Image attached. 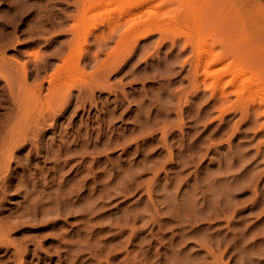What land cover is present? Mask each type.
<instances>
[{"label": "rangeland", "instance_id": "obj_1", "mask_svg": "<svg viewBox=\"0 0 264 264\" xmlns=\"http://www.w3.org/2000/svg\"><path fill=\"white\" fill-rule=\"evenodd\" d=\"M17 1L0 0V11L11 8L14 11ZM25 1L31 5V10H41L43 14L46 9H51L55 12L56 20H61V16L63 19L65 13H79L73 0ZM108 1L91 0L92 7H89L87 17L83 22L86 30L83 37H87L90 45L92 44L89 48L90 54L97 51L94 37L96 34L101 33L107 37L108 44L100 59L121 60L126 58L135 49L137 34L123 35L124 31L129 25L136 23L135 25L139 26L140 22L152 17V19L158 21V24L163 23L168 30L167 35L169 37H172L175 31L191 30L193 34H197L200 30L203 33H209L211 29L210 32L214 33L219 39L220 43H218L217 49L220 51L225 48L222 41L226 40L225 38L229 40L239 59L234 62L231 73L227 76L226 81L222 83L224 86L221 85V87L232 92L230 98L233 102L238 99L237 92L247 86L253 87L258 84L260 88H264V0H136L133 6H131L129 0ZM129 6H131L130 9ZM192 7H194V11ZM30 11L25 13V19L29 20L35 17V12ZM75 21L65 19L63 25L69 26ZM119 22L121 24H118ZM35 27L39 31L30 32L27 23L19 24L16 36L20 41L7 49V55L10 58L24 62L30 58L31 53L41 55L44 52H50L55 45L65 44L72 37L70 33H60L58 29L52 27V24L49 23L42 26V28ZM8 29H11V27ZM160 40L161 32L155 31L136 45L133 58L126 67L128 69L135 66L141 70L136 72L135 76L133 75L134 77L124 75V71L113 72L110 75V82L114 85V88L118 89L117 91L124 89L128 93L130 101L132 100L131 104L135 109L138 102L142 101L143 98L150 97L154 101L158 98V105L159 102L166 104L168 100L171 101L168 102L169 109L166 110V119L171 123L170 141H175L178 146L175 150L176 153H179L180 150H183V152L176 158L177 161H180L178 164L168 166V178H165V172L161 174L160 183L164 184L166 182L167 190L165 192L164 190H158L159 187L157 186L153 196L160 207V211L164 213L166 210V208H162L165 203L162 202L164 200L161 198V195L166 192L171 193L172 197L176 195L173 197L175 200H173L176 201V204L177 202L178 204L181 203V206L174 205L182 207L180 211L185 210V214L187 203L193 196L198 199L196 203V210L199 207L197 218L196 216L192 217V220L195 221L185 223L183 225L185 228L174 226L177 221H173L171 222L172 226L167 227L163 234L165 241V239L172 237L174 233L181 232L182 228H187L185 231L188 230V236L182 242V238L178 235L168 249L163 248L161 250L166 253L164 257L153 254L151 261L153 264L167 262V259L175 264H223L225 262H229V264H264V106L262 104L264 94L255 93L250 97V101L246 103L247 106L251 107L250 105H252V107L257 108H251L248 113L241 111L240 108L239 110L230 108L225 112L223 109L228 107L229 103L226 105L218 103L217 107H208L211 96V88L208 84L210 80H208L205 84L202 83L198 95L189 93L183 98L182 118H184L185 123L179 125L181 119L177 115L178 97H174L173 94L180 87L186 88L190 84L188 79L185 78L189 66L183 73L179 72L173 75L170 83H168V79H165L167 77H154L157 69L165 66L163 64H166V62L173 63L174 57L180 53L179 47L174 50L168 46H171V41L167 39L166 44L168 45L161 48L160 57L152 56L147 62L143 57L153 53V51V54H156ZM181 53L179 59H184L192 54L189 50ZM155 57H158L159 61ZM137 59H140V61ZM51 61L53 62L49 72L53 73V70H56L61 64V60L53 58ZM160 61H162V64ZM98 64L97 61L93 60L89 64L83 65L82 68L73 69L69 73L70 77L67 80H60L59 83H64V81L73 83L75 82L74 79L93 73ZM174 65L178 67V69L176 67L177 70H180V63L175 62ZM133 78L135 79L132 80ZM44 87L45 93L49 91L48 82H45ZM194 87L190 84L187 91L193 90ZM74 93H78V89L74 88ZM114 97L115 92L107 89L97 90V98L100 104L108 100L111 101L109 104L114 106L112 101ZM186 100L188 101L185 102ZM147 101V103H150L149 100ZM127 102L128 105L129 101ZM243 106L244 108L247 107ZM73 109L74 106H71L68 112L59 119L60 127L64 125L67 129L71 127L73 121H80L82 112L76 115ZM197 110L202 111L200 112V120L195 121L194 115ZM4 111V108H0V114ZM92 113L99 114L96 108L93 109ZM133 113L135 114L136 111ZM0 119H2V116ZM128 121H132V119ZM115 123L122 130L124 128L127 133H130L128 128H134V124L132 122L127 123L126 119L118 118ZM61 128L65 129L64 127ZM172 130L175 131L174 135H172ZM54 131H46L44 140L45 143L55 142L54 146L57 147L56 143L60 142V139L57 140V138H60V132L58 130L57 133H54ZM160 135L161 133H158L159 137ZM25 151L26 149L21 151L19 155L25 153ZM121 153L122 149L118 147L113 149L109 156L112 159H117L121 156ZM192 156L195 163L189 160ZM142 157L143 155L137 157V159L139 160ZM87 159L90 160L91 158ZM39 160V165L44 166V172L39 174L41 177L39 183L44 184L47 180H51L52 177L56 176L55 162L53 159L45 161L44 157H40ZM71 164L65 167L64 172H71V176L78 174L76 170H69ZM35 167L36 165L31 170L27 169V172L36 170ZM49 170H51V173ZM17 173L23 174L24 170L21 169ZM150 176H152V173L145 172L139 180L148 179ZM58 181L59 178L55 182H51L53 186L50 188L57 187ZM178 184L180 185L178 186ZM8 191L7 197L2 201L0 216L8 217L13 222L14 228L11 231V236L14 239L27 240L30 248L33 249L32 251L37 248L38 256L34 259L37 264H59L61 262L59 260L60 255H67V249L70 248L68 242L73 241L76 247L75 244L78 238L85 235H90L94 240L106 245H113L125 240L128 231L120 233L118 232L119 227L116 225L117 219L123 213L121 208L136 204L139 209H143L148 199L141 187L129 196L106 199L107 204L100 209L97 207L93 212H82L81 210L62 215L49 212L34 216L25 215L19 218L16 215L22 211L26 202L24 192L20 193L14 189ZM97 193H99V190L93 195L95 196ZM122 199L124 201L116 205ZM174 201L171 203L173 204ZM79 203L82 204V202ZM214 205L215 207H213ZM201 207L202 209H200ZM211 208L216 209L217 216L206 215ZM201 210L202 212H200ZM143 212L145 217L137 222L139 227L145 221L146 225L150 224L147 223V220L152 215L151 210H143ZM229 218L231 221H228ZM150 228H148V231H140L139 237L149 234ZM190 230L196 231L197 235L191 233ZM258 232L261 233L257 236L256 233L258 234ZM208 235H212L213 239L209 240ZM38 240L42 242L40 249L37 246ZM136 241L138 242L139 238ZM142 243L143 250L152 249L154 251L160 248L161 245L157 240H153L152 244L147 241ZM205 245H212L211 247L216 250L217 254H220V250H226V254L223 258L216 259L208 253ZM136 249H139V247L137 246ZM123 253L125 254V252L118 254L116 261L123 257ZM87 257H89V254L85 252L83 258ZM31 258L32 255L28 259ZM7 261L0 264H14L12 260ZM89 263L95 264L96 260L93 259Z\"/></svg>", "mask_w": 264, "mask_h": 264}, {"label": "bare ground", "instance_id": "obj_2", "mask_svg": "<svg viewBox=\"0 0 264 264\" xmlns=\"http://www.w3.org/2000/svg\"><path fill=\"white\" fill-rule=\"evenodd\" d=\"M73 1L77 5L79 13H65L63 19L62 16L60 17L62 21L55 19L57 17L54 16L55 12L51 9H46L44 14L41 13V10H31V5L25 0H18L15 3V7L13 6L14 11L12 8L0 11V108L5 109L0 114V118L2 116V119H0V213L2 212V201L7 197L8 190L13 189L20 193L24 192L26 199L24 208L16 215L21 218L25 215L34 216L49 212L59 215L81 210L82 212H93L97 207L99 209L104 207L107 204L106 199L112 197L115 199L119 196L126 197L142 187L144 194L148 196L145 207L139 209L136 204H131L121 208L123 213L116 221V225L119 227L118 232L124 233L128 231V236L125 240L113 245H106L94 240L90 235H85L78 238L75 244L76 247L73 241L71 243L68 242L70 248L68 247L67 249V255H60L59 260L61 262L59 264H64L65 262L66 264H92L89 262L93 259L96 260L95 264H153L151 261L153 254L164 257L166 253L161 251L163 248L168 249L178 235L182 238V242L188 236V230L185 231L187 228L184 229L183 225L188 223V221L190 223L195 221L192 220L193 216L197 218L199 207L196 210V203L198 199L194 196L191 200L189 199L188 206L185 205L187 210L185 214V210H183L185 206L182 209L183 212H181L182 207L174 205L176 201H174L175 198L173 197L176 195L172 197L171 193L166 192L162 195L160 194L164 200L162 202L165 203L162 208H166V210L164 213L160 211V207L153 199V196L157 186L159 187L158 190H164V192L167 190V183H160L161 174L165 172V178H168V166L178 164L180 161H177L176 158L183 152V150H180L179 153H176L175 150L178 146L175 141H170L171 135H169V131L171 123L166 119V110L169 109L168 102L171 101L168 100L166 104L159 102L158 105V98L155 101L150 97L147 99L143 98L142 101L138 102V106L135 109L133 104H131L132 100L130 101L128 93L124 89L117 91L118 89L114 88V85L110 82V75L113 72L124 71L126 76H135L140 69L135 66L130 67V65L128 69L126 67L133 58L136 45L155 31H159L161 32V40L156 54H153V51V53L147 54L143 58L149 62V58L152 56L160 57L161 48L168 45L166 44L167 39L171 41V46H168L174 50L179 47L180 53L174 57L173 63L166 62V64H169L166 65L164 63L163 65L165 66L157 69L155 71L157 73H153L154 77H167L165 79H168L167 81L170 83L173 75L179 72L183 73L189 66L185 78L188 79L191 85L195 86L191 91H187L190 84L186 88L182 86L174 91L173 96L178 97L177 115L181 119L179 125L185 123L184 118H182L183 98L189 93L198 95L201 91L202 83L205 84L208 80H210V83H208L210 86H208L211 88L208 107H217L218 103L221 105L229 103L228 107L223 109L225 112L230 108L235 110L240 108L245 113H248L251 108L256 109L257 107L254 105V107L252 105L249 107L246 103L250 101V97L255 93L264 94V88H260L258 84L253 87L247 86L237 92L238 99L233 102L230 98L232 92L221 87L231 73L234 62L239 59L233 51L229 40L225 38L226 40L222 41L225 48L220 51L217 49V45L220 43L219 39L214 33L210 32L211 29L209 33H203L200 30L197 34H193L191 30L175 31L173 36L169 37L167 35L168 30L163 23L158 24V21L152 19V17L140 22L139 26H136V23L129 25L124 31L123 35L137 34L135 49L126 58L121 60H102L100 56L104 53V49L108 44L107 37L101 33L95 35L94 42L97 46V51L92 54L89 53V48L92 44L90 45L87 37H83L86 34L83 22L87 17L91 0ZM73 1L72 4L74 3ZM135 1L129 0L131 6H133ZM131 6H129V9ZM193 8L192 10L194 11ZM30 10L35 12V17L29 20L25 19V13ZM65 19L78 22L75 21L69 26L67 25V27L63 25V20ZM25 23H27L30 32L39 31L35 26L42 28V26L49 23L52 24V27L58 29L60 33H70L72 37L65 44L55 45L50 52H44L41 55L31 53L30 58L24 62L12 59L7 55V49L19 43L20 39L16 36L17 29L19 24L23 25ZM118 24H121V22ZM9 27L11 29H8ZM49 30L51 29L49 28ZM188 50L192 54L184 59H179L181 52ZM53 58L60 59L61 64L51 73L49 71ZM152 59L154 60V58ZM155 59H158V57H155ZM93 60L99 63L93 73L74 79L75 82L73 83L65 81L64 83H59L60 80H67L70 77L69 73L71 70L82 68L83 65H87ZM175 62L180 63V70H177L178 67L174 65ZM45 82L49 83V91L46 93L44 92ZM74 88L78 89V93H74ZM105 89L115 92V97L112 100L114 106H111L109 104L111 101L108 100V102L100 104L97 98V90ZM147 100L150 103H147ZM127 101H129L128 105ZM262 102L264 106V96ZM243 105L247 107L244 108ZM71 106H74V114L79 115L82 112L81 119L80 121H73L72 125L69 123L71 127L67 129L66 126L61 125V127L65 128L62 129L58 121L68 112ZM94 108L97 109L99 114L92 113ZM134 111H136L135 114L133 113ZM201 111H196L194 115L195 121L200 120ZM118 118L126 119L127 123L132 122L134 124V128L126 127L130 133H127L124 128L122 130L120 126H116L115 120ZM130 119L132 121H128ZM49 130H55L54 133H57L58 130L60 132H58L60 138H57V140L60 139V142L56 143L57 147L54 146V140L56 139L53 140L54 143H45V132ZM158 133H161L160 137ZM174 134L175 131L172 130V135ZM118 147L122 149L121 156L117 159H112L109 153ZM25 149V153L19 155ZM141 155L143 157L138 160L137 157ZM40 157H44L45 161L53 159L55 162L54 169L56 173H54L56 176L52 177L51 180H47L44 184L39 183L41 180L39 174L44 172V166L39 165ZM89 157L91 158L90 160L87 159ZM189 160L195 163L193 156ZM69 164H71L69 170H76L78 174L71 176V172H64L65 167ZM34 165H36V170L27 172V169L31 170ZM21 169L24 170V173L18 174L17 172ZM49 172L51 173V170ZM145 172L152 173V176L148 179L139 180ZM58 178L57 187L51 189L50 187L53 186L51 182H55ZM97 190H99V193L94 196L93 194ZM172 200L174 201L173 204L171 203L173 202ZM122 201L124 199L117 202L116 205H119ZM79 202H82V204L80 205ZM148 209L152 213L147 220V223L150 224L146 225L145 221L141 227L137 226V222L145 217L143 210L146 211ZM216 209H209L206 215L217 216ZM196 218L194 217V219ZM173 221H177L174 226L178 228L184 227L182 228L184 231L174 233L172 237L164 241V230L167 227H171V222ZM228 221H231L230 218ZM13 228L14 224L8 217L0 216V263L12 260L14 264H37L34 262L35 257L38 256L37 248L32 251L33 249L30 248L27 240L14 239L11 236ZM148 228H150V233L144 237H139V232L148 231ZM260 233L258 232L256 235L258 236ZM195 235L197 234L195 233ZM208 237L209 240L213 239L212 235H208ZM137 238H139L138 242L136 241ZM153 240L161 243L160 248L154 251L152 249H142V242L146 243L147 241L152 244ZM41 243L40 240L37 241L38 248L42 246ZM137 246L139 249H136ZM211 246H206L210 255H213L216 259L224 257L226 250H220V254H217L216 250ZM253 246L255 247V244ZM85 252L89 254V257L83 258ZM120 252L121 254L125 252V254L123 253V257L116 261ZM31 255L32 258L28 259ZM169 260L167 259V262L160 264H175ZM223 264H229V262Z\"/></svg>", "mask_w": 264, "mask_h": 264}]
</instances>
